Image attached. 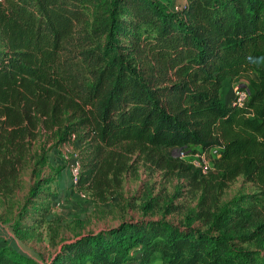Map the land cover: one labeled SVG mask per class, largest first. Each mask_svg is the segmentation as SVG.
I'll list each match as a JSON object with an SVG mask.
<instances>
[{"label": "trees", "instance_id": "16d2710c", "mask_svg": "<svg viewBox=\"0 0 264 264\" xmlns=\"http://www.w3.org/2000/svg\"><path fill=\"white\" fill-rule=\"evenodd\" d=\"M92 1L0 0V198L16 192L32 161L33 171L45 161L47 142L78 139V187L98 202L120 188L133 155L200 192L183 224L124 221L78 240L72 248L85 262L264 264V0H185L173 12L156 0H110L98 33L81 29ZM120 4L128 20L116 17ZM251 72L246 107L228 106L226 83ZM162 148H218L216 172L201 179ZM238 177L256 187L252 205L219 206ZM42 194L35 186L26 203Z\"/></svg>", "mask_w": 264, "mask_h": 264}, {"label": "rangeland", "instance_id": "374dc122", "mask_svg": "<svg viewBox=\"0 0 264 264\" xmlns=\"http://www.w3.org/2000/svg\"><path fill=\"white\" fill-rule=\"evenodd\" d=\"M156 1L161 6L166 5L170 12L186 5L185 0ZM109 4L110 0L89 3L84 10L85 24L81 29L102 31L109 22L108 15L112 10ZM118 8L116 17L119 20L133 16L125 5L120 4ZM128 30L133 32L135 29ZM139 32L143 38L151 34L145 26L139 27ZM256 81V73L242 74L226 83L224 94L229 92L233 83L251 93ZM226 104H229L228 99ZM45 149V161L37 165L35 171L36 161H32L30 167L20 174L16 192L0 198V255H8V262L0 261V264H88L80 257L79 249L72 248L78 240L117 228L124 221L164 218L183 224L197 209L200 192L192 188L180 172L156 169L136 155L131 158L132 168L123 175L120 188L106 202H98L86 189L87 184L76 189L72 185L70 166L75 160L82 165V143L78 139L62 144L50 141ZM178 150L161 149L166 157L175 159H179ZM35 186L42 188L41 200L26 203L30 190ZM82 191L87 193L86 199L80 197ZM254 194H258L256 187L238 177L221 194L219 206L242 199V202L231 206L246 209L252 205V199L247 197ZM192 224L206 228L200 220H194ZM249 230L244 229L245 232ZM243 247L258 250L260 245L256 241H248ZM60 256H66L65 261L57 262Z\"/></svg>", "mask_w": 264, "mask_h": 264}, {"label": "built area", "instance_id": "2783aa9c", "mask_svg": "<svg viewBox=\"0 0 264 264\" xmlns=\"http://www.w3.org/2000/svg\"><path fill=\"white\" fill-rule=\"evenodd\" d=\"M183 7H185V5L181 8H176V10H181ZM249 96L250 93L236 83H233L228 99L229 104L227 105L245 108ZM249 114L250 112L247 111L246 116H250ZM178 157L185 164L189 165L192 173L197 174L201 179H208L216 172V163L220 157V150L218 148H213L209 151H203L201 148H193L187 151L179 149ZM80 171V163L78 160H75L70 166L71 181L75 189L78 187ZM80 197L86 199L87 193L83 191L80 192Z\"/></svg>", "mask_w": 264, "mask_h": 264}, {"label": "crops", "instance_id": "0c3cea01", "mask_svg": "<svg viewBox=\"0 0 264 264\" xmlns=\"http://www.w3.org/2000/svg\"><path fill=\"white\" fill-rule=\"evenodd\" d=\"M230 89H229V92L228 93H226V97H227V99H228V97H229V94H230ZM249 115H251V113L249 114ZM152 264H162L160 261H155V262H153Z\"/></svg>", "mask_w": 264, "mask_h": 264}]
</instances>
